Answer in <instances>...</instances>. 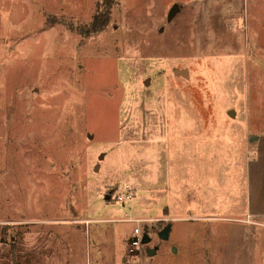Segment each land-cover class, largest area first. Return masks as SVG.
I'll use <instances>...</instances> for the list:
<instances>
[{
    "label": "rangeland",
    "instance_id": "374dc122",
    "mask_svg": "<svg viewBox=\"0 0 264 264\" xmlns=\"http://www.w3.org/2000/svg\"><path fill=\"white\" fill-rule=\"evenodd\" d=\"M254 170L264 0H0V264H264Z\"/></svg>",
    "mask_w": 264,
    "mask_h": 264
},
{
    "label": "water",
    "instance_id": "95a60500",
    "mask_svg": "<svg viewBox=\"0 0 264 264\" xmlns=\"http://www.w3.org/2000/svg\"><path fill=\"white\" fill-rule=\"evenodd\" d=\"M179 9H180L179 4H174L169 12L168 19H171ZM183 73L186 75V72L183 71ZM171 230H172V223H168L158 232V236L163 240H168L170 237ZM150 242H151V237L147 233H144L142 236V243L148 244ZM155 252H157V248H147V253L149 255H152Z\"/></svg>",
    "mask_w": 264,
    "mask_h": 264
},
{
    "label": "crops",
    "instance_id": "0c3cea01",
    "mask_svg": "<svg viewBox=\"0 0 264 264\" xmlns=\"http://www.w3.org/2000/svg\"><path fill=\"white\" fill-rule=\"evenodd\" d=\"M254 137V138H253ZM251 137V139H258L257 136H253ZM264 171V170H263ZM262 170L261 171H253L254 174V182L256 184V191H255V195L253 196V199L250 202V205L248 206V210L249 211H253V212H257L260 208H263L264 205V200L259 201L258 200V193L261 194V192H263L264 190V172Z\"/></svg>",
    "mask_w": 264,
    "mask_h": 264
},
{
    "label": "built area",
    "instance_id": "2783aa9c",
    "mask_svg": "<svg viewBox=\"0 0 264 264\" xmlns=\"http://www.w3.org/2000/svg\"><path fill=\"white\" fill-rule=\"evenodd\" d=\"M130 191L131 190H127V192L122 195L120 197V199H123L125 197H131V194H130ZM142 232L140 231V229H136L134 231V234H133V237H132V240H131V243H130V246H131V250H134L135 248H137L139 245H141L142 243Z\"/></svg>",
    "mask_w": 264,
    "mask_h": 264
},
{
    "label": "trees",
    "instance_id": "16d2710c",
    "mask_svg": "<svg viewBox=\"0 0 264 264\" xmlns=\"http://www.w3.org/2000/svg\"><path fill=\"white\" fill-rule=\"evenodd\" d=\"M107 22H108L107 15L101 17L99 15H96L93 22L95 31L103 30L104 27L107 25Z\"/></svg>",
    "mask_w": 264,
    "mask_h": 264
},
{
    "label": "flooded vegetation",
    "instance_id": "af4514ba",
    "mask_svg": "<svg viewBox=\"0 0 264 264\" xmlns=\"http://www.w3.org/2000/svg\"><path fill=\"white\" fill-rule=\"evenodd\" d=\"M141 244H142V243H141ZM155 248H157V249H158V248H159V246H155Z\"/></svg>",
    "mask_w": 264,
    "mask_h": 264
}]
</instances>
